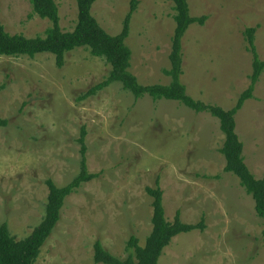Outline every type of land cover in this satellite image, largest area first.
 I'll return each instance as SVG.
<instances>
[{
  "label": "rangeland",
  "instance_id": "obj_1",
  "mask_svg": "<svg viewBox=\"0 0 264 264\" xmlns=\"http://www.w3.org/2000/svg\"><path fill=\"white\" fill-rule=\"evenodd\" d=\"M63 32L73 31L75 0H54ZM125 44L129 71L139 84L168 85L175 23L173 4L136 0ZM131 0H95L91 14L109 35L122 30ZM191 25L182 39L181 82L186 94L229 110L250 84L252 55L244 31L264 61V0H188ZM0 23L10 35L44 37L48 20L32 15L30 0H0ZM110 66L84 48L65 55L57 68L50 54L0 56V225L17 240L41 222L45 181L69 184L80 169V129L85 127L86 165L98 175L65 199L60 220L34 264H95L93 246L126 257L131 236L145 244L151 232L158 180L167 221L204 229L172 239L158 264H264V221L238 179L225 173L219 122L175 101L135 100L113 83L87 100L80 96L104 81ZM2 87V88H1ZM245 164L264 178V72L253 97L235 116ZM218 177V178H215Z\"/></svg>",
  "mask_w": 264,
  "mask_h": 264
},
{
  "label": "trees",
  "instance_id": "obj_2",
  "mask_svg": "<svg viewBox=\"0 0 264 264\" xmlns=\"http://www.w3.org/2000/svg\"><path fill=\"white\" fill-rule=\"evenodd\" d=\"M77 7L76 24L71 32H63L59 25L58 7L54 0H30L32 15L48 20L51 26L45 31L44 37L26 38L23 35H10L0 23V56L34 58L39 54H50L55 58L57 68H62L65 55L74 49L84 48L91 56L104 59L110 66L107 77L101 83L90 88L80 96V100H87L99 91L113 83L121 84L124 91L129 92L135 100L148 96L153 101H175L193 112L207 113L219 122L224 135L220 153L225 160L224 172L235 176L240 186L254 201V210L258 218L264 221V178L256 179L245 164L243 145L236 134L235 116L244 102L253 97V92L261 74L264 72V61L259 59L254 41L255 28H247L244 38L247 50L252 55V73L250 84L242 92L236 105L225 110L217 105L205 104L194 100L186 94V88L181 82L182 76V39L188 28L197 24L202 26L206 17H192L189 13L188 0H165L173 4V21L175 28L171 39V49L168 56L169 69L163 70L164 76L170 78L168 85L139 84L136 77L129 71L131 51L125 41L129 35L130 20L137 8V1L131 0L130 9L125 16L122 30L118 35H109L97 23L91 14L95 0H75ZM2 88V87H1ZM7 121L0 119V128L7 126ZM86 129H80L78 143L80 145L79 174L66 186L58 187L48 179L45 185L48 195L41 222L32 230L31 234L21 240L15 239L6 224L0 225V264H34L40 250L46 243L52 231L60 220L61 210L65 199L77 191L83 184L96 178L90 174L86 165V146L84 144ZM218 178V177H215ZM146 193L152 198L151 232L146 237L145 244L140 246L139 240L131 236L126 243V257L118 258L105 250L97 241L93 246V260L95 264H158L164 249L172 239L180 234L203 230L204 222L184 224L180 220L179 212L172 222L167 221L163 206L162 191L158 180L154 188H146Z\"/></svg>",
  "mask_w": 264,
  "mask_h": 264
}]
</instances>
